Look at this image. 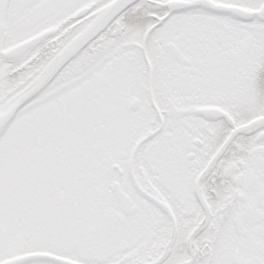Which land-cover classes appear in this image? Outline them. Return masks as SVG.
I'll return each instance as SVG.
<instances>
[{
	"label": "snow or ice",
	"instance_id": "snow-or-ice-1",
	"mask_svg": "<svg viewBox=\"0 0 264 264\" xmlns=\"http://www.w3.org/2000/svg\"><path fill=\"white\" fill-rule=\"evenodd\" d=\"M0 264H264V0H0Z\"/></svg>",
	"mask_w": 264,
	"mask_h": 264
}]
</instances>
